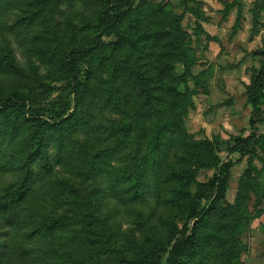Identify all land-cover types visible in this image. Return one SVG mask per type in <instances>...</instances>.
<instances>
[{
    "label": "rangeland",
    "instance_id": "1",
    "mask_svg": "<svg viewBox=\"0 0 264 264\" xmlns=\"http://www.w3.org/2000/svg\"><path fill=\"white\" fill-rule=\"evenodd\" d=\"M74 1L1 0L0 187L19 179L30 151L42 147L30 166L36 172L48 154L55 169L47 189L51 180L61 189L43 207L68 221L56 242L83 264H145L178 243L189 248L180 264H264V101L252 128L246 94L264 65V0H111L110 8L132 9L120 23L106 3ZM113 21L133 38L118 44L105 28ZM187 90L189 109L173 117ZM172 119L159 143L162 192L142 205L147 214L158 209L147 225L141 203L121 205L109 181L116 173L135 179L153 133ZM20 135L23 148L10 157ZM237 138L249 139L250 152L213 204L217 189L207 183L219 170L206 164L227 160ZM59 141L66 154L57 157ZM200 200L211 210L190 217ZM12 239L0 227L1 264H44L22 254L17 239L12 249Z\"/></svg>",
    "mask_w": 264,
    "mask_h": 264
},
{
    "label": "trees",
    "instance_id": "2",
    "mask_svg": "<svg viewBox=\"0 0 264 264\" xmlns=\"http://www.w3.org/2000/svg\"><path fill=\"white\" fill-rule=\"evenodd\" d=\"M90 1L91 4L103 7L106 3L105 9L109 6L111 0H84L85 3L88 4ZM78 1L75 0L74 3ZM1 4V0H0ZM123 6L128 7L126 3H122ZM123 6L121 8L116 9L115 7L108 9L109 13H113L114 21L120 23V18L122 15L128 14L127 11H131L132 9L129 7L123 10ZM135 11V9H134ZM36 16V15H35ZM34 16V17H35ZM30 16V18H34ZM110 17H106V21H109ZM140 22H145V18L143 16H139L138 19ZM106 23L105 28H112V30L116 33L118 37V44L125 42V37L130 36V30L123 35L121 33V28L116 27L115 22ZM179 22V21H177ZM163 32V31H162ZM117 43V42H116ZM115 44V45H118ZM183 48V46H181ZM94 72H92L93 75ZM96 78L94 75L92 76ZM175 86V85H173ZM172 86V88H173ZM175 89V88H174ZM176 90V89H175ZM178 91V90H177ZM264 65L260 67L251 83L246 87L247 94V104L251 108L250 114V126L252 128H257L258 116L261 112V105L264 101ZM178 93H180L178 91ZM186 94H190L189 90L183 93L184 102L178 103V112L173 115L182 116L189 109V100L191 96H187ZM147 107V106H145ZM144 107V108H145ZM141 109V108H140ZM145 111V110H144ZM172 118V117H171ZM174 122L172 125H167L166 123L163 125H159V128L153 133L155 135L154 145H152V151L150 153V157L146 158V160H142L141 157L137 159V168L139 169L138 176L135 179L130 178L124 179L122 175L115 174L112 179L109 181L111 188L114 193L119 197V201L121 205H125L126 207H131L133 205H137L141 203L140 209L138 212L140 215H143L147 219L145 223L148 225L154 220V218L158 217V209L153 207L149 214L145 213L143 204L150 203L151 197L153 199L154 196L157 198L159 194H161L163 189L164 178L162 175V158L159 152V143H162L166 138L169 129L174 130L175 124L179 121L176 119H172ZM257 131V130H256ZM147 133V130H145ZM251 139V137H249ZM249 139L247 138H237L236 145L232 150L230 156L224 162H221L218 159H215L212 163L206 164L211 167H218L219 172L214 175L212 180L207 183L211 188H216V194L213 199V204L224 198V194L226 191L227 181L226 176L228 174L229 169L234 166L241 157L245 154L246 148L250 152ZM19 144L11 147L10 157H14L15 152L18 149L23 148L22 144V135L18 138ZM169 146L172 145L171 139H169ZM201 147H205L206 143L201 141L198 143ZM37 146H40L39 144ZM37 150V152H36ZM43 148L38 147L34 150H31L29 156L22 163L21 177L17 180L10 182L9 184L0 187V227H10L13 235L11 247L16 248L15 240L18 242V249L22 251V254H29L31 256H36L44 264H83V261L77 258L74 255H70L63 245H60L56 242L57 232L61 230L63 227H68V221L60 215L57 216L52 212H45L43 207V202L47 199L56 203V194L61 191V189L55 186L56 182L51 180V187L47 189L46 179L47 176L52 175L54 172V164L50 161V156L48 154L44 155L39 163V169L35 172L32 170L30 164L34 158L39 156L42 152ZM104 151L105 158L107 161L110 158V154L113 152L111 146H108ZM57 157H60L63 153L66 154V146L64 141H59L56 144ZM212 152V150H211ZM179 153V152H178ZM191 150H188V156H191ZM195 154V152L193 153ZM237 154V158H233L232 155ZM7 162H8V157ZM25 158V157H24ZM63 158V157H62ZM62 161V159L60 160ZM9 163V162H8ZM204 163L200 162V166H206ZM191 168L188 169V178L190 180H195V173L191 172ZM191 172V176H190ZM186 178V176H185ZM187 178V180H188ZM191 182V181H190ZM193 181L192 183H194ZM188 186L190 185L187 182ZM200 184V183H195ZM48 190V191H47ZM183 190L181 187L179 193ZM185 192L189 195L190 189L186 188ZM206 196V195H205ZM204 196V198H205ZM202 199V198H200ZM190 207V217H199L202 212L205 214L211 210L209 206H205L204 203L195 202ZM192 238L189 237L188 242H190ZM21 240V242H20ZM42 242L46 241V246L37 247L34 245V242ZM30 243L28 246L27 243ZM0 243V264L2 262V253L4 252L5 246ZM11 247H9L11 249ZM189 250L186 247V244L178 243L174 246L166 245L162 248L161 253L158 258H154V260L146 261L145 264H180L181 258L187 253ZM70 256V257H69ZM58 257L59 260L55 261V258ZM73 257L74 259H72Z\"/></svg>",
    "mask_w": 264,
    "mask_h": 264
}]
</instances>
